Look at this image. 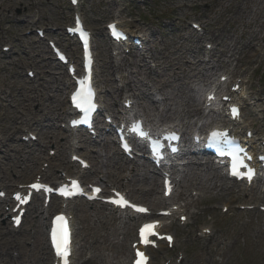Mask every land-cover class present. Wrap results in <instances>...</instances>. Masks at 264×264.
I'll return each instance as SVG.
<instances>
[{
    "label": "rangeland",
    "instance_id": "rangeland-1",
    "mask_svg": "<svg viewBox=\"0 0 264 264\" xmlns=\"http://www.w3.org/2000/svg\"><path fill=\"white\" fill-rule=\"evenodd\" d=\"M39 2L41 18L38 26L46 31H50L49 28L51 27L59 29L55 34L52 31L49 32L48 37L55 36L63 40V28L65 25L71 23L70 7L67 0H39ZM81 4V10L84 13L86 23L92 29L97 44L96 72L99 77L96 80L100 89V96H102L103 100L108 91L113 92L110 87L111 85H108L105 80L110 81V83L115 82L116 86L114 87H117L116 76L119 78L126 75L127 72L139 70L140 66H142L141 62L136 61L135 67H130L129 69L123 67L120 71L113 70L110 75L107 69L104 70L103 67H100V64H103V61L100 60H104L106 63L111 60V53L107 45L102 46V44L106 38L104 24L115 17H118L120 23L127 27V29H145L148 31L145 34L147 37L150 33L156 35V40L158 41H154L152 48L160 62L161 68L165 66L167 68L170 59L177 56L172 53L179 47H183L185 50L186 48L196 50L200 46L201 50L197 51L198 53L195 58L201 59L204 44H214L212 40L219 38L220 42L216 47L217 51L221 52L222 50L225 54H228L226 47L231 48L232 43L230 44V40L234 42L235 39L237 42L233 43V45L236 51H239V56L238 60H233L234 58H232L233 61L231 63L235 69V73L238 74L237 76H240L246 84L250 96L252 95L254 98L248 101L249 110H245V121L254 124L257 130L260 129L264 132V126L261 125L264 124V0H81ZM31 13L30 0H0V94L1 92H5V94L0 95V132L8 134L16 128L17 132L14 135V142L16 144H14L12 138L4 135L8 139L7 143L11 146V151L8 154L14 163L18 158V154L16 153L19 150L17 149L19 148L18 144H23L20 142V138L24 135L25 130L28 129V131L33 132L38 138L36 142H27L25 147L28 150L29 148L35 149L33 152L35 155L39 154L37 146L42 149V154H39V160L32 173H29L27 177L25 176L26 178H16L14 176L15 173H12L14 172L12 163L8 160V155H5L6 149L2 147L0 165H4L11 177L13 183H9V186L10 184H17V182L31 181L34 172L45 161L49 162L50 166H53V172L62 161L58 160V152L56 153V157H52L53 159L51 160L49 159L48 150L52 148L51 144H53L50 142H58L59 146H65L63 141L60 142L63 134L51 135L48 139H44L43 137V133L51 126V124L47 125L50 123L49 121L52 117L47 108L48 106H46L49 102L45 98L41 102H38L36 99L30 102L27 108L23 109L26 112L17 105L19 96L24 89L30 88L32 92L40 89L39 85L41 81H38L37 74L40 72L38 70L39 67L52 63L53 69L49 70V72L52 73L53 82L54 78L60 79L58 75L60 71L65 74L64 69L57 71L55 68L53 57L49 53L45 41L36 44L35 41L37 39L34 34L31 36L24 35V32L29 27L27 21L31 18ZM21 18H24L25 22L22 23ZM190 22H197L206 26L205 41L202 46L196 45L195 41L189 38L194 35V31L189 24ZM100 31L103 33L100 34ZM3 45H10L13 48L9 52L3 53L1 50ZM163 49H165L166 54L170 53L165 55L164 58H162L164 55L162 53ZM259 49H261V52L257 51ZM75 55L79 56V50H77ZM125 58H128V56H125ZM185 60L183 59V63ZM147 62L154 69L156 62L153 63L150 60H147ZM48 65L43 71H48ZM183 66H186L184 68L187 70L189 69L186 63ZM32 68L36 77L31 80L26 76V71ZM157 71L159 74L164 75L162 70ZM140 78L142 80L145 78L144 73H142ZM64 82L66 83L63 76L61 86L55 83V85L50 84L49 87L53 86L52 89L47 88V91H43L42 88V91L45 94L48 93L47 98L50 95L53 100L61 94L66 106L65 91L62 90V93L60 92V88L65 85ZM46 87L45 85V89ZM21 98L23 99L24 97L21 96ZM120 98L118 94H115L114 100L116 104H122ZM14 100H17V102L13 103ZM110 103L114 104L113 101ZM182 107L175 106L176 113L179 108L180 110L185 109ZM57 109L55 113H57ZM21 121L23 122L20 123ZM59 125L60 122H55L57 129ZM79 153L85 157L87 155L90 157L88 160L91 164V169L86 174L85 180L87 182L107 184L110 181L108 178L110 172L121 178L128 176L126 169L120 170L118 173V171H114L112 168L109 169L101 166V163H105L106 161L104 159L105 152L102 150L100 143L89 145L86 150H79ZM97 153L101 154L102 158L94 162L92 156H95ZM15 156L16 159L14 158ZM64 158L67 161L68 155H65ZM8 161L9 166L7 165ZM31 164L32 162H30ZM74 166L71 165V169H75ZM95 168L99 171L97 174H93ZM21 169L17 168L16 171L20 173ZM233 190H236V187ZM129 195L137 203L148 205L145 200H142L140 194H137L134 190L131 191L130 189ZM255 195L256 198L260 193L257 192ZM204 197V194H201V199L196 201V205L187 207L186 214L190 221L187 227H179L176 224V216L174 222L173 220H166L168 227L165 231H169L175 235L176 241L179 242V248L174 252L159 251L153 263L156 264L162 255L174 257L176 252L182 251L186 257L185 264H264V241L262 240V236L264 238V215L259 212L252 215L253 213L250 212L238 211L236 204L244 202L242 197L238 202H234L233 198L227 195H222L215 199H207L208 196ZM249 202L250 204H264V202L255 201L254 199H251ZM222 204H229L230 206L226 214H223L219 209V205ZM71 207L74 208L72 212L75 215L74 223L76 229L77 251L75 264H94L93 259L95 257L99 255L106 256L110 253H108V250L103 252L101 247H99L100 237L103 235L102 228H98V224L93 220L85 219L80 212L83 210L90 213L94 205L77 201L71 204ZM99 208L102 210L105 207L99 206ZM104 213L106 214L107 212ZM32 219L33 216L27 214L24 224L18 232L7 234V237L11 235V238L21 240L22 247L28 252L27 255L34 254L39 237L38 233L32 229L34 224L32 223ZM9 224L8 222V225L4 226L0 222V231L2 233L7 232L6 228L10 227ZM117 224L119 222H116V226ZM204 226L212 227L215 230V234L213 235L214 240L207 239V241L202 242L197 240L199 239L198 230ZM257 229L259 231L262 230L260 238V232L256 234L259 242L254 237ZM134 236L135 227L133 228L132 235L126 241L127 249ZM114 237L111 236V239H114ZM117 237L123 240L124 236L117 235ZM44 239H46L45 233ZM4 249L2 248V250ZM9 250L7 249L6 255ZM3 254L5 255V251H3ZM3 254L0 253V258L4 256ZM110 258L112 262L108 260V263L107 261H103L101 264H114L117 260L121 261V254L118 255V252H116ZM129 259L126 264H129ZM95 264L100 263L96 261Z\"/></svg>",
    "mask_w": 264,
    "mask_h": 264
},
{
    "label": "bare ground",
    "instance_id": "bare-ground-1",
    "mask_svg": "<svg viewBox=\"0 0 264 264\" xmlns=\"http://www.w3.org/2000/svg\"><path fill=\"white\" fill-rule=\"evenodd\" d=\"M137 29V28H136ZM138 32L141 34H147L148 31H143L142 29H137ZM102 33V31L100 32ZM138 33V34H139ZM150 33V32H149ZM196 33V32H194ZM136 34V33H135ZM142 34V35H143ZM144 37V36H143ZM190 39L195 41L196 45H201L203 44L204 40V34L202 36L200 35H193V37H189ZM189 40V39H187ZM218 40V41H217ZM156 40V35L149 34L148 37L146 38V41L144 44H146V47L143 49V52L137 55L140 58V61L142 66H140L139 70H134L131 72H127L126 70V75L121 76L122 80V87L117 88L114 87L116 86L115 82H111L108 80H105L108 85H111V89L113 92L108 91V94L104 99H106V104L107 101H111L114 99V95L116 93L124 94L127 95V99L130 101H133V106H132V111L137 112L139 114L141 112L140 107L144 110H148L149 114L151 112V116L157 120V123H163V122H177V126L182 127L184 132L188 130L189 128H195V124L199 123L202 119L209 121L207 124L210 123H221V119L224 117L221 114L220 109L221 108H216L213 110V112H209L208 114L204 115L203 110H202V105L203 103L200 102L199 100V95L200 91H204L207 89H211L213 93H217L220 91V89H224L229 87L228 94L230 97L234 100H237L240 102V100L244 103V106L246 110H249V106L246 103V99L242 100V97L246 93L244 90V87L240 86V91H232L230 88L233 86V82L235 81V78L237 77V73H235V69L232 65V61L236 60L235 57L239 56V51H236V48L234 47L233 43H236L237 40L234 39L230 40L231 48L226 47V52L228 54H225L224 51L221 50V52L217 51V46L219 45L220 39L217 38L216 40H212L214 44L212 43V48L207 51L206 53H203L204 56H206V61L199 60L195 58L197 55V51L201 50L200 46L198 49L193 50L192 48H186L183 49V47L177 48L172 54L177 55L176 57H172L170 61L168 62V66L166 68L163 67L161 68L160 62L158 61L157 57L155 56V52L152 48V45ZM232 41V42H231ZM38 43V42H37ZM201 43V44H200ZM151 44V45H150ZM156 44V43H155ZM182 46V45H181ZM166 49V48H165ZM165 49L162 50V53L164 54L162 58L165 57V55H168L165 53ZM135 57V56H134ZM231 58V59H230ZM232 58H234L232 60ZM183 59H187L184 61L189 67L187 70L186 66H183ZM147 60L152 61L153 63L156 62V65L153 68L149 66V63ZM25 61V60H23ZM103 64H100V67H103V69H107L109 75L111 72L114 70L112 68L113 64L111 61L106 63L104 60ZM50 62V61H48ZM48 65L45 64L42 67H39L38 70V80L41 81L40 83V89H37L36 91L32 92L30 88L24 89L22 94L19 96L18 99V106L22 110L27 108V106L30 104V102L35 101V99L38 102H41L44 98L49 102L46 106H48V110L51 114V120L49 121L50 123L47 125L49 126L46 130L45 133H43L44 139H48L49 136H54L57 132V129L54 128L53 126L55 125L56 121H61L62 118L66 116V110L63 105V100H62V95L57 96L54 100L50 95L47 98L48 93H43V91H47V88L52 89V87H49L50 84H54L52 81L51 77V72L49 70H52V63L48 65V71H43L45 67ZM133 63L130 62H124V66L131 67ZM157 70H162L164 72V75H161L158 73ZM104 72V71H103ZM144 73L145 78L142 80L140 76ZM103 74V73H101ZM101 76V75H100ZM156 76V77H155ZM163 76V77H160ZM99 77V76H98ZM215 77V78H214ZM226 77V79H223L220 84H215L214 81L220 80L221 78ZM104 79V77H103ZM124 79V82H123ZM196 82H198L196 84ZM58 86H61V80H58ZM214 84V86L211 88V86ZM45 85L47 86L45 89ZM55 85V84H54ZM232 85V86H231ZM242 87V89H241ZM43 88V91H42ZM67 87L64 86V88H60V92L62 93V90H66ZM246 89V88H245ZM149 92L150 95L153 96H159V99L155 98H150L149 97ZM5 94V92H2ZM27 94V95H26ZM123 95V94H122ZM21 96L24 98L22 99ZM26 96V97H25ZM219 96V93H218ZM248 100L254 99L251 97L249 94ZM17 100H14L13 103H16ZM43 104V103H42ZM41 104V105H42ZM175 106H183L182 108H185L183 110H178L176 113V110L174 109ZM59 109L60 112L55 113L56 109ZM57 109V110H58ZM26 112L25 110H23ZM123 111V110H122ZM209 115L215 116L216 118H210ZM196 118L197 122H193V119ZM19 119V118H18ZM23 122V121H21ZM245 123V122H244ZM248 123V122H246ZM18 124V122H16ZM206 124H202L201 127H203ZM31 126V125H30ZM33 126V125H32ZM45 129V128H44ZM200 129V128H199ZM198 129V130H199ZM16 129L11 133L4 134L8 136L9 138H12L14 142V135H15ZM244 132V131H243ZM259 132V130H258ZM1 134V136H4ZM5 137V136H4ZM8 139L5 137V142H7ZM107 141V140H106ZM106 141H101L102 142V150L105 152V163H101L102 167L106 168H112L115 170L116 169H124V166L120 164V161H122V158L119 157L117 154V151L114 150V143L111 142H106ZM50 142V141H49ZM257 140L255 143L252 145L257 147ZM0 143L4 144L3 147H5L4 143V138H0ZM87 143H89L87 141ZM16 144V142H14ZM57 145L56 143H53ZM66 144L64 147H57L58 153H59V158L62 161L61 167H63V171H66L70 168V160L67 162L64 161V158L62 157L66 152L73 150L72 153H74V147L73 145H69L68 141L66 139ZM19 145V144H18ZM6 153L5 155H8V160L11 161L12 163V169L14 170V173L18 174L16 171L17 167L20 166V161L19 159L22 158L21 164L24 165V168L22 169V174L16 176V178H23L24 176L28 175L30 172H32L33 167H31L28 162H34V165L36 164V161L38 160V157H36L34 154H32L30 157L31 159H27L23 155H20L19 158H17V161L14 163V161L11 159L10 155L8 154L9 151H11V146L10 144L6 145ZM40 150L39 154H42L41 148L37 149ZM110 154V155H109ZM195 156V155H193ZM117 157V158H116ZM16 159V156L14 157ZM102 155L101 154H95V156H92V160H101ZM199 159L195 158L192 160V162H197ZM9 161L7 162V165L9 164ZM188 163L184 164L183 166L180 167V170H177V168L172 169V173L175 176H179L180 178L178 179L175 177L176 185L178 186V192H177V199L176 201L183 202L185 206H193L196 205V200L191 198V195L189 196L193 190L194 191H200V193L208 196L207 199H215L220 196H222L223 193L229 192L231 190V186L228 180L224 175H222L221 171L219 172L220 169L213 167L209 162L204 163V164H193V163ZM97 164V163H96ZM9 166V165H8ZM195 168H194V167ZM134 167V168H133ZM130 174L129 176L131 177L130 181L124 183L121 181V178L114 179V182L117 183L118 186L123 185L124 187H128L134 190L137 194H140L142 197V200H145L149 206L151 207H156L158 205H166V201L161 197L158 196L159 194V189L160 185L158 182V179L156 177H148L145 175V171L147 173L148 168L147 166L143 165H135L131 167ZM189 169H192L193 171H190L187 175V171ZM219 172V173H218ZM159 174V172H157ZM2 175V177H1ZM182 175V176H181ZM0 177L4 178V182L1 183V186H4V188H10L11 186H7L6 184L10 182V177L7 172V169L4 167V165H0ZM12 182V181H11ZM18 184H23V182L18 183ZM197 185V186H196ZM149 186V188H148ZM262 186L264 187V183H262ZM193 187V188H192ZM162 188V185H161ZM136 189V190H135ZM246 189H240L239 190V195L247 196L252 198V199H258L259 201H264V192L262 196L256 197L255 198V190H252V188L249 189V192ZM185 192V193H184ZM188 193V194H186ZM249 193V194H248ZM254 195V196H253ZM239 196L234 199V202H237L239 200ZM174 199V200H175ZM198 199H201L198 195ZM197 199V200H198ZM10 203L9 200L6 198L3 199L2 201L0 200V206H8ZM246 203V202H245ZM172 205H177L176 203L171 204L168 209L172 207ZM264 206V205H262ZM180 210L183 209V207L179 206L178 207ZM177 208V209H178ZM2 210V209H1ZM107 210V209H105ZM108 211V210H107ZM1 212V211H0ZM30 214L35 216V219L32 220L34 222L33 229L35 232H38L40 229V234L38 233V240L36 244V249L34 254H29L27 255V250H25L22 247V242L21 240H17L15 238H11L10 236L7 237V234L10 233L12 230H6L7 232L2 233L0 231V251L2 248H5L2 250L0 253L3 254V251H5V257L0 258V264H17L19 260L22 262H18V264H49L52 262V256L49 254L48 247L46 246V242L43 238V227H45V219L48 216L50 209H43L42 207L38 206L37 203H34L32 208L30 209ZM82 213V216L85 219L93 220L95 223L98 224V228H102L103 235L100 237V242H99V247H101L102 251L105 252L108 250V255H99L95 257L93 260L94 264L99 262L100 264L103 261L112 262L110 256L115 255L116 252H118V255L121 254V261L117 260L114 264H126L127 257H128V249L126 246V241L127 238L131 236L132 228L137 222V217L133 215H126L122 213L120 216H117L115 212H111L110 210L108 211V214H104V211L96 209L94 207V210H91L90 213L87 211H80ZM155 212V211H154ZM154 212L152 213L154 215ZM5 213H1L0 217H5ZM152 215V216H153ZM254 215V214H252ZM7 218L10 217L8 214L6 216ZM5 217V218H6ZM156 220H163V218H157L154 216ZM6 218V220H7ZM151 219V220H153ZM116 221L121 222L120 224H123L122 230L119 229L116 226ZM249 222V221H248ZM167 226L164 224L162 226V229H166ZM13 232V231H12ZM259 234V238L262 236V230L259 231L257 229L256 233L254 234L255 238H257V242H259V238L257 237L256 234ZM112 234V235H111ZM117 235H123V240L119 239ZM111 236H115L114 239H111ZM47 238V236H46ZM86 240V239H85ZM262 240L264 241V238L262 236ZM88 242V240H87ZM7 249H10L9 252L6 255ZM120 251V252H119ZM13 252L17 253V256L14 257ZM50 255V258H49ZM113 260V259H112Z\"/></svg>",
    "mask_w": 264,
    "mask_h": 264
},
{
    "label": "snow or ice",
    "instance_id": "snow-or-ice-1",
    "mask_svg": "<svg viewBox=\"0 0 264 264\" xmlns=\"http://www.w3.org/2000/svg\"><path fill=\"white\" fill-rule=\"evenodd\" d=\"M80 90L73 96L74 102H76V106L78 108H83L84 112L87 113L90 111L94 105L91 103V98L93 96V93L91 91L90 81L85 80L80 82ZM87 104V107H84V105ZM235 111V110H233ZM133 133L137 131L135 127L132 128ZM219 133H213V138H216ZM127 148V146L125 145ZM236 165H233L234 171L233 174H237L235 172ZM251 178V177H249ZM73 188H79V185L76 181L72 182ZM32 187L37 188L39 185H32ZM95 191L99 192V189H95ZM62 194L67 195V192H63ZM2 195V193H0ZM119 196V194H117ZM17 199H21L19 195L17 196ZM24 202V201H21ZM111 203L117 204L119 206H131L135 209L137 212H145L146 209L141 207H136L134 205H128L127 201H125L122 197L119 199H113L110 201ZM17 224H19V218L16 220ZM56 224L57 226L52 230V244L56 250V253L59 257L62 258L63 264H68V254H69V229L67 225L66 218L63 216L56 217ZM156 227L154 224H146L140 229V241L147 245L149 241V237L156 235V233L153 231V229ZM169 240L171 237L168 238ZM136 264H144V254L140 251L136 252Z\"/></svg>",
    "mask_w": 264,
    "mask_h": 264
}]
</instances>
